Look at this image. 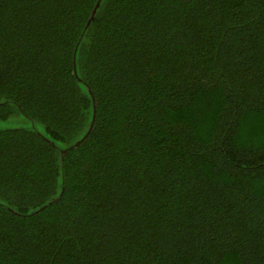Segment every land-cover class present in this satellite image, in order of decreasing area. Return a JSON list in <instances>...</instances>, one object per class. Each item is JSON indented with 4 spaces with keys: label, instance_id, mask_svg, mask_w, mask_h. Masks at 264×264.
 I'll return each mask as SVG.
<instances>
[{
    "label": "trees",
    "instance_id": "trees-1",
    "mask_svg": "<svg viewBox=\"0 0 264 264\" xmlns=\"http://www.w3.org/2000/svg\"><path fill=\"white\" fill-rule=\"evenodd\" d=\"M97 1L0 0V264H264V0Z\"/></svg>",
    "mask_w": 264,
    "mask_h": 264
},
{
    "label": "snow or ice",
    "instance_id": "snow-or-ice-1",
    "mask_svg": "<svg viewBox=\"0 0 264 264\" xmlns=\"http://www.w3.org/2000/svg\"><path fill=\"white\" fill-rule=\"evenodd\" d=\"M124 2H128V0H124ZM171 2L176 3V2H178V0H171ZM214 3H215V0H209V4H208V7H209L208 23L209 24H214L218 21V18L216 16L215 12L212 10ZM77 78L79 79L80 83L78 85H76V87L78 89L84 88L85 89V95H87V92L91 90V80L86 79L85 77H79V76ZM3 106H6V103ZM84 139H85V137H81L80 141L77 142L76 146L78 147L79 143H82L84 141ZM65 142L67 143V141H65ZM53 147H55V144H53ZM72 148H73V146L71 144H68V150L71 151ZM64 154L67 155V151H65ZM61 176H62V174H61ZM55 177H56V174H54V179H53L52 184H51V190L48 193L49 195L52 196L50 204H60L64 199V191H66L63 188V179L62 178L59 180V183L61 185V190L59 192L56 191L57 179ZM53 193H55V195H52ZM25 197H26V194L21 193V203L23 202V199ZM3 199H7V195L3 192L2 188H0V208L4 207V205L2 203ZM9 207H10V205H9ZM17 214H19V213H17ZM202 230L208 232L209 234L211 233V228L207 225H205Z\"/></svg>",
    "mask_w": 264,
    "mask_h": 264
},
{
    "label": "rangeland",
    "instance_id": "rangeland-1",
    "mask_svg": "<svg viewBox=\"0 0 264 264\" xmlns=\"http://www.w3.org/2000/svg\"><path fill=\"white\" fill-rule=\"evenodd\" d=\"M7 124L12 125V127L13 126H25V127H28L29 124H30V121H29V119L27 117L25 118L23 116H20L19 118L12 117V118H10L7 121L0 119V127L1 126H5Z\"/></svg>",
    "mask_w": 264,
    "mask_h": 264
},
{
    "label": "water",
    "instance_id": "water-1",
    "mask_svg": "<svg viewBox=\"0 0 264 264\" xmlns=\"http://www.w3.org/2000/svg\"><path fill=\"white\" fill-rule=\"evenodd\" d=\"M101 1L102 0H98L97 1V3H96V5H95V7L93 8V10H92V13H91V15H90V17H89V20H88V22H87V25H86V27H88L89 25H90V23L93 21V19L95 18V15H96V13H97V10H98V8H99V6H100V4H101ZM75 71H76V68H75ZM80 141V140H79ZM78 141V142H79ZM77 144V142L74 144V145H76ZM66 150H64V152H65ZM64 152H63V154H64Z\"/></svg>",
    "mask_w": 264,
    "mask_h": 264
}]
</instances>
